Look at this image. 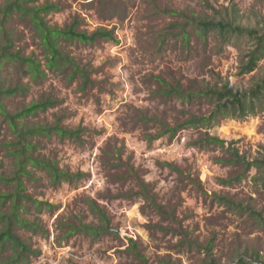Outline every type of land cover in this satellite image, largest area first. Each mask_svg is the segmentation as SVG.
I'll use <instances>...</instances> for the list:
<instances>
[{
  "label": "rangeland",
  "instance_id": "rangeland-1",
  "mask_svg": "<svg viewBox=\"0 0 264 264\" xmlns=\"http://www.w3.org/2000/svg\"><path fill=\"white\" fill-rule=\"evenodd\" d=\"M45 2L60 8L46 17L50 25L64 28L78 20L79 30H110L116 42L61 43L89 71L92 84L85 89L65 71L47 73L39 83L10 64L0 72L3 86L29 85L27 93L3 100L10 113L55 101L28 117L26 126L86 130L79 142L56 134L34 140L35 156L82 176L53 183L45 172L29 169L24 194L52 208L23 202L22 217L42 232L15 229L39 252L20 264H264V109L244 120L217 117L174 136L166 131L212 113L215 106L199 92L225 83L245 91L264 79V59L254 72L240 73L250 40L219 34L203 40L190 27L184 38L185 19L169 11L263 32L264 0H207L208 6L199 0ZM7 27L17 49L42 61L29 24L14 17ZM13 138L0 117V175L6 178L15 170L5 146ZM12 192L0 182V194ZM91 204L108 220L95 237L75 230L103 226ZM9 212V204L0 203V213ZM11 254L8 247L0 251V263Z\"/></svg>",
  "mask_w": 264,
  "mask_h": 264
},
{
  "label": "trees",
  "instance_id": "trees-1",
  "mask_svg": "<svg viewBox=\"0 0 264 264\" xmlns=\"http://www.w3.org/2000/svg\"><path fill=\"white\" fill-rule=\"evenodd\" d=\"M0 7V72L5 64H10L22 71L24 76L34 83L43 81L47 73H62L65 71L70 81L80 80L81 88L85 89L92 84L89 78V71L81 67L69 54L62 49L61 43L77 41L81 44H92L99 40H107L115 43L112 31L106 29H97L91 33L79 30V21L74 20L70 25L59 28L48 23L46 17L60 10L55 3H40V0H2ZM202 4L208 6L207 0H199ZM169 14L175 17L185 19L181 33L184 38L187 37L185 28L190 27L196 33L207 40L211 34H219L229 39L235 35L238 38H246L252 42L251 49L247 52L242 63L240 73L249 74L255 71L259 62L264 59V31L256 28H245L236 25L231 21L210 19L208 17L194 16V13L185 15L169 11ZM18 17L29 24L32 28L38 45L42 50L43 59L40 61L34 54L26 55L15 46L16 39L13 31L7 27L10 20ZM29 91L28 84H21L12 87L3 86L0 81V117L7 124L13 134V140L6 143L9 149L8 154L14 160L15 170L9 178L0 175V182L13 186V192L10 194H0V203L9 204L10 212L0 213V251L6 247L12 250V254L5 262L0 264H20L27 261L30 255H37L39 252L32 251L20 237L15 233L17 227L25 229L31 233L42 232V229L33 222H29L21 215L24 209L23 202L32 203L35 208L41 210L44 206L51 209L49 203L38 202L28 197L25 192L24 178H31V169L45 172L53 183L62 181L69 182L73 178H80L82 175L71 174L59 169L55 162L35 156L38 146L34 142L35 138H48L52 134L59 137H67L72 141L79 142L80 135L86 130L84 128L67 129L61 127L58 123L53 126H26L24 121L35 115L38 111H45L55 105V101L46 99L40 103L32 102L20 111L10 113L3 100L15 95L25 94ZM176 92L182 95L179 89ZM201 96L207 98L214 106L212 113L207 118L201 120L191 117L186 122L176 126H166V131L174 136L178 130L184 127H196L198 123H214L217 117L232 120H244L249 115H253L257 110L264 109V79L259 84L254 85L249 90L235 91L228 83L216 85L199 92ZM207 141L216 144L218 139L213 136H207ZM248 165V164H247ZM225 204L231 205L228 199H221ZM92 211L99 216L103 226L80 225L75 228L76 231H82L91 236H98L105 231L108 220L105 213L99 210L95 204H91ZM194 246L196 243L191 242ZM208 245L207 251L210 250ZM138 258L145 262V258L137 254ZM238 264H246L240 260ZM259 264V263H258Z\"/></svg>",
  "mask_w": 264,
  "mask_h": 264
}]
</instances>
